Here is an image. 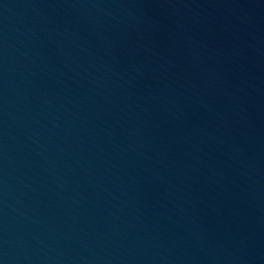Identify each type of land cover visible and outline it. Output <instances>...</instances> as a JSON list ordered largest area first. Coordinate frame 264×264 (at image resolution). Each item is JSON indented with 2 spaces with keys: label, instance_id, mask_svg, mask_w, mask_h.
Returning <instances> with one entry per match:
<instances>
[{
  "label": "water",
  "instance_id": "water-1",
  "mask_svg": "<svg viewBox=\"0 0 264 264\" xmlns=\"http://www.w3.org/2000/svg\"><path fill=\"white\" fill-rule=\"evenodd\" d=\"M0 264H264V184L130 0H0Z\"/></svg>",
  "mask_w": 264,
  "mask_h": 264
}]
</instances>
